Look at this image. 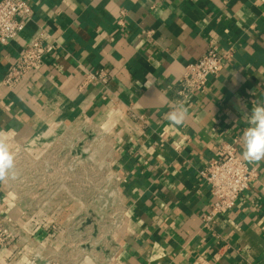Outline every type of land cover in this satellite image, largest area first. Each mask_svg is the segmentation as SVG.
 Returning a JSON list of instances; mask_svg holds the SVG:
<instances>
[{"label": "crops", "instance_id": "1", "mask_svg": "<svg viewBox=\"0 0 264 264\" xmlns=\"http://www.w3.org/2000/svg\"><path fill=\"white\" fill-rule=\"evenodd\" d=\"M25 1L23 30L0 45V129L29 162L96 134L108 149L104 179L121 216L96 251L92 236L78 251L73 229L90 204L76 183L63 184L78 178L73 166L55 174L61 183L53 187L29 181L22 198L10 180L0 182V218L15 233L0 264L264 263V159L245 161L257 178L209 227L202 217L213 197L199 174L221 142H235L243 159L245 114L264 104V0ZM41 30L53 45L44 66L8 89V67ZM212 45L231 51L223 69L204 92L179 100L184 66ZM100 69L107 84L81 86ZM178 103L188 109L183 126L165 118Z\"/></svg>", "mask_w": 264, "mask_h": 264}, {"label": "built area", "instance_id": "2", "mask_svg": "<svg viewBox=\"0 0 264 264\" xmlns=\"http://www.w3.org/2000/svg\"><path fill=\"white\" fill-rule=\"evenodd\" d=\"M29 13L30 6L25 0H0V45H5L23 30ZM124 15V10H120L117 24L121 28L125 25ZM146 33L150 35L151 30ZM47 37L48 34L41 30L22 47L2 80L5 87L13 89L29 72L44 66V57L53 49L52 44L46 43ZM230 54L231 51L221 52L212 45L197 61L186 64L176 90L179 100L185 102L192 95L204 92L208 78L221 72L224 61ZM108 80L109 75L106 70L100 69L88 72L81 86L95 83L107 84ZM77 158L75 156L71 158V164L76 162ZM67 167L70 168V166ZM199 174L209 186L213 197L209 211L202 217V226L205 227H209L218 215L231 209L235 200L250 188L258 175L255 168L237 156L233 141L219 143L215 154L199 171ZM6 222L5 218H0V250L15 237L13 229L8 228L5 225ZM245 264L251 263L245 262Z\"/></svg>", "mask_w": 264, "mask_h": 264}, {"label": "rangeland", "instance_id": "3", "mask_svg": "<svg viewBox=\"0 0 264 264\" xmlns=\"http://www.w3.org/2000/svg\"><path fill=\"white\" fill-rule=\"evenodd\" d=\"M107 153L108 149L100 142L97 135L90 132L73 138L72 147L56 146L51 148L47 157L43 158L41 162H38L37 159L29 162V152L25 148H19L15 152L17 177L10 182L14 185L17 198H22L23 186H27L29 181L34 182V185L41 182V185L48 184V187H53L56 180L59 179L57 176L55 177V174L66 170L71 171L67 166H73L72 171L78 175V178L75 180L63 178V184L76 183L79 190L83 192L79 199L84 204H90L89 210L78 211L77 218L80 220V226L73 229L76 231L78 251L82 248L86 249V241L89 236L93 237L96 251L97 246H102L109 240V233L115 228V224L121 216L117 196L113 193L110 194V190L106 188L104 177L107 175L104 171L107 165L105 157ZM73 156L78 158L70 165ZM45 161L49 164L48 171L51 175L45 176L40 173L43 168L41 164H44ZM65 168L67 169L64 171ZM29 177H31L30 180ZM57 183L61 182L57 181ZM43 199H46V196ZM87 224L89 227L86 226Z\"/></svg>", "mask_w": 264, "mask_h": 264}, {"label": "clouds", "instance_id": "4", "mask_svg": "<svg viewBox=\"0 0 264 264\" xmlns=\"http://www.w3.org/2000/svg\"><path fill=\"white\" fill-rule=\"evenodd\" d=\"M247 117L248 127L243 132V159L249 163L264 159V104L257 103ZM188 117V109L176 104L165 113V118L173 126H183ZM11 132L0 129V182L14 180L17 177L15 153L12 150Z\"/></svg>", "mask_w": 264, "mask_h": 264}]
</instances>
